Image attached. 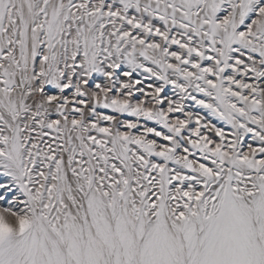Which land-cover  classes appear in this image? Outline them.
I'll use <instances>...</instances> for the list:
<instances>
[{
	"label": "snow or ice",
	"instance_id": "1",
	"mask_svg": "<svg viewBox=\"0 0 264 264\" xmlns=\"http://www.w3.org/2000/svg\"><path fill=\"white\" fill-rule=\"evenodd\" d=\"M0 264H264V0H0Z\"/></svg>",
	"mask_w": 264,
	"mask_h": 264
}]
</instances>
